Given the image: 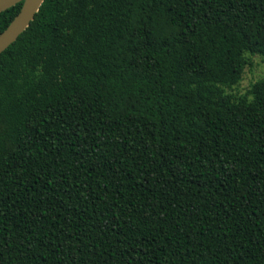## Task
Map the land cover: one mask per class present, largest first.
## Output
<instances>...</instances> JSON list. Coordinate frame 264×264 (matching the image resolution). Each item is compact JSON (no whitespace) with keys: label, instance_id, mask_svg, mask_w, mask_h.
<instances>
[{"label":"trees","instance_id":"trees-1","mask_svg":"<svg viewBox=\"0 0 264 264\" xmlns=\"http://www.w3.org/2000/svg\"><path fill=\"white\" fill-rule=\"evenodd\" d=\"M247 54L264 0H44L0 54V264H264Z\"/></svg>","mask_w":264,"mask_h":264},{"label":"water","instance_id":"water-1","mask_svg":"<svg viewBox=\"0 0 264 264\" xmlns=\"http://www.w3.org/2000/svg\"><path fill=\"white\" fill-rule=\"evenodd\" d=\"M44 0H0V13L23 2L19 13L0 33V54L12 45L29 27Z\"/></svg>","mask_w":264,"mask_h":264},{"label":"rangeland","instance_id":"rangeland-1","mask_svg":"<svg viewBox=\"0 0 264 264\" xmlns=\"http://www.w3.org/2000/svg\"><path fill=\"white\" fill-rule=\"evenodd\" d=\"M246 60L248 61V64L244 69L241 81L233 89V94H245L251 85L264 78V61L262 58L247 54Z\"/></svg>","mask_w":264,"mask_h":264}]
</instances>
